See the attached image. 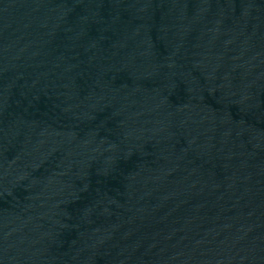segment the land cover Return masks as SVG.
Instances as JSON below:
<instances>
[{
  "label": "water",
  "instance_id": "water-1",
  "mask_svg": "<svg viewBox=\"0 0 264 264\" xmlns=\"http://www.w3.org/2000/svg\"><path fill=\"white\" fill-rule=\"evenodd\" d=\"M0 264H264V0H0Z\"/></svg>",
  "mask_w": 264,
  "mask_h": 264
}]
</instances>
